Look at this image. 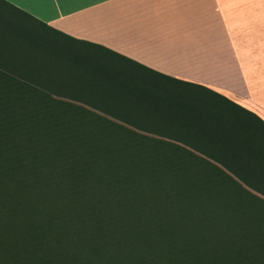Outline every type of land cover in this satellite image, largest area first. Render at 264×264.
I'll use <instances>...</instances> for the list:
<instances>
[{
  "label": "trees",
  "instance_id": "16d2710c",
  "mask_svg": "<svg viewBox=\"0 0 264 264\" xmlns=\"http://www.w3.org/2000/svg\"><path fill=\"white\" fill-rule=\"evenodd\" d=\"M13 16L37 20L0 0ZM220 98L222 136H142L154 160L121 164L118 190L104 151L134 132L0 72V264H264V120Z\"/></svg>",
  "mask_w": 264,
  "mask_h": 264
},
{
  "label": "crops",
  "instance_id": "0c3cea01",
  "mask_svg": "<svg viewBox=\"0 0 264 264\" xmlns=\"http://www.w3.org/2000/svg\"><path fill=\"white\" fill-rule=\"evenodd\" d=\"M6 1L37 20L0 23V72L52 107L136 136H222L220 96L264 120V0Z\"/></svg>",
  "mask_w": 264,
  "mask_h": 264
},
{
  "label": "rangeland",
  "instance_id": "374dc122",
  "mask_svg": "<svg viewBox=\"0 0 264 264\" xmlns=\"http://www.w3.org/2000/svg\"><path fill=\"white\" fill-rule=\"evenodd\" d=\"M89 117H90V113H88ZM94 119L90 118L88 119V122L93 121ZM85 127H91L94 129H103V128H107L106 125H101V124H93V123H88L85 125ZM109 128V127H108ZM107 128V129H108ZM129 141L128 143L130 145H132L130 148H127L126 150H115V146H112L109 150H105L104 154L108 155L110 154V156H108V158H104V162L107 165H104L103 169L106 170L108 169L107 167L112 166V164H114L113 166H115V170H112L113 172V178L110 175V179H112V188H118V190H122L120 188H123V186L127 187L126 183V178L123 179H119V177H117V172L118 170L122 169L124 170V166H122L121 164H126V163H130L131 167L134 166L135 169H141L145 164L151 162L154 160L155 157V153L154 150L149 146L148 141L145 140L142 136H130L129 137ZM182 144V143H181ZM184 145V144H183ZM186 146V145H185ZM129 152V153H127ZM127 153V154H126ZM125 154V155H124ZM129 159H126L128 158ZM126 159V160H123ZM108 163L110 165H108ZM112 166V168H113ZM161 175V174H160ZM116 192V191H114ZM121 191L116 192V197L118 199H115V201H122L125 198V194H119ZM152 193L150 191H148V189H146V193H144V191L137 197L134 198L137 201L141 202H145V200H147V198H152V194L149 196L148 194ZM126 198H128V196H126ZM125 198V199H126ZM127 200V199H126ZM131 202L133 201V199H129Z\"/></svg>",
  "mask_w": 264,
  "mask_h": 264
}]
</instances>
